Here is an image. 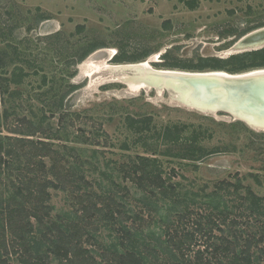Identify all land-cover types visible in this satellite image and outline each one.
<instances>
[{
	"label": "rangeland",
	"instance_id": "1",
	"mask_svg": "<svg viewBox=\"0 0 264 264\" xmlns=\"http://www.w3.org/2000/svg\"><path fill=\"white\" fill-rule=\"evenodd\" d=\"M263 27L264 0H0V48L8 41L21 52V61L6 62L3 70L7 78H11L16 66L26 74L20 84H7L9 92H19V96L0 94V113L5 107L11 110L17 106L19 118L38 121L44 116V124L58 130L62 137L53 141L61 167L67 169L76 161L82 171L78 174L85 176L84 182L93 185L97 194L103 192L102 186L112 187L113 179L122 182L128 193L126 196L118 193L117 200L125 197L133 212L141 208L137 199L140 190H134L131 181L117 178L121 176L118 169L129 164V170L137 155L163 160L164 174L171 176V183H178L181 193L202 188L209 192L219 181L232 184L239 181L241 196L248 186L258 196H264V138L258 136L264 132L250 129L227 113H200L180 105L166 90L133 91L103 69L106 63L117 64L114 59L119 54L134 56L149 51L152 53L148 57L159 53L157 62L151 64L156 69H169L164 65L176 61L196 68L175 70L199 72L191 70H197L205 62L215 64L217 60L227 61L232 56L264 48H236L244 36ZM94 43L105 47L76 63L79 60L76 54ZM5 50L6 54L15 52L12 48ZM113 50V58L108 60ZM200 70L210 72L211 68ZM44 92L50 93L38 96ZM53 93L55 98L51 97ZM62 95L61 110L51 113L53 102ZM129 116L149 120L137 133L129 127ZM15 118L10 117L7 126L16 124ZM235 122L241 125L233 128L231 124ZM166 126L178 129L181 143L177 145L196 137L203 147L221 148L220 152L199 162L181 163L159 155L158 152L171 146L161 141ZM0 131L3 136L12 135L6 127H0ZM40 136L29 139L39 140ZM84 140L87 142L80 143ZM70 147L74 150L65 149ZM171 152L176 153V147ZM105 173L111 177L102 176ZM254 174L260 176L261 186L256 184ZM49 192L50 218L54 220L69 212L66 221L74 220L72 216L78 211L69 206L72 196L52 188ZM192 211L199 212L196 207ZM153 223L147 222L145 230L153 228L160 232L158 228L162 225ZM95 228L105 247L112 242L110 234L113 233V239L118 234L108 232L96 219L88 229ZM5 239L10 246L16 244L9 231ZM84 248L98 250V256L92 254L97 260L105 254L108 258L104 246L84 244ZM51 257L49 254L48 258ZM11 263L18 264L15 258Z\"/></svg>",
	"mask_w": 264,
	"mask_h": 264
},
{
	"label": "trees",
	"instance_id": "2",
	"mask_svg": "<svg viewBox=\"0 0 264 264\" xmlns=\"http://www.w3.org/2000/svg\"><path fill=\"white\" fill-rule=\"evenodd\" d=\"M7 42L0 48V94L10 96L13 93L12 96L17 97L19 92H9L7 84H20L26 74L16 66L11 78H7L3 65L15 59L21 61V52ZM104 47L105 44H88L76 54L79 59L76 63ZM5 48H12L16 53L6 54ZM151 53L119 54L114 61L117 64L136 63ZM167 63L164 66L169 69L196 68L189 63ZM204 67L229 74L264 69V48L232 56L227 61L217 60L215 64L205 62L191 71L203 72L200 69ZM51 97L55 98L54 93ZM63 97L55 99L51 113L61 110ZM17 110V106L11 110L5 107L0 113V127H6L12 134H0V264H12L14 258L18 264H264V196H258L249 186L244 188L243 196L239 193L242 187L239 181L235 184L219 181L209 192L202 188L197 192L186 190L181 193L178 183H171V176L164 174L163 160L137 155L129 170V164L118 169L121 176L117 178L131 181L134 190H140L137 199L141 208L133 212L124 201L125 197L117 200L118 193L122 192V196L128 193V188L121 186L122 182L116 183L113 179L112 187H108L97 180V187H104L103 192L97 194L93 185L84 182L85 176L78 174L82 171L76 161L67 169L57 161L53 141L62 139L60 132L44 124V116L38 121H30L17 117ZM12 116H16L17 122L7 126V120ZM127 120L133 132L139 133L149 119L129 116ZM231 125L236 128L241 123ZM38 134L41 135L39 140L29 139ZM177 135V128H163L161 141L171 146L158 152L159 155L181 163L184 160L199 162L220 152L221 148L203 147L196 137L177 145L181 143ZM258 136L264 138V134ZM85 142L87 140L80 143ZM175 147L177 152L173 154L171 149ZM70 148L65 149L74 150ZM154 153L157 154L156 150ZM171 172L175 173L173 169ZM252 177L257 185L263 184L258 174ZM50 188L72 196L69 206L78 211L72 216L74 220L66 221L70 218L69 212L54 220L50 218ZM193 207L199 212H193ZM94 219L102 222L108 232L118 233L114 239L113 233L110 234L112 242L107 247L99 240L97 228L94 231L88 229ZM154 221L162 225L158 228L160 232L153 228L145 230L148 228L146 223ZM7 231L16 244L6 243ZM115 239L118 240L116 243L113 242ZM84 244L97 248L104 246L108 258L105 254L97 260L92 254L98 256V250L84 248ZM49 254L53 257L48 258Z\"/></svg>",
	"mask_w": 264,
	"mask_h": 264
},
{
	"label": "bare ground",
	"instance_id": "3",
	"mask_svg": "<svg viewBox=\"0 0 264 264\" xmlns=\"http://www.w3.org/2000/svg\"><path fill=\"white\" fill-rule=\"evenodd\" d=\"M109 53L110 56L108 60L113 58L112 55L114 54V50ZM158 57L159 53L151 55L148 57L149 59L147 58L136 63H106L103 69L104 71L106 70L109 76L113 79L122 82L133 91L153 89L157 92H163V90H166L170 92L171 98L180 105L191 109H194L195 107L196 109L204 108L206 111H202L203 113L207 112L206 114L211 113L212 115L223 107L224 111L227 110V112H231L234 119L237 121L243 122L248 127H254L256 130H264V115L252 112V109L249 108L246 103L247 99H245V92H240L242 88L250 87L251 81L257 82L258 80H264V78H262L264 76V69H256L240 74H229L224 71L190 72L175 69H156L151 64L157 62ZM100 68L102 69V67ZM127 70L131 71V74H128L126 72ZM184 76L208 77L216 79L217 83L216 85L207 88V97L206 99H203L199 98V95L197 96L195 93H190V91L186 89L187 85L182 79L185 78ZM251 76L257 78L252 80L246 79ZM236 82H243L245 85L240 89L239 84ZM230 90L238 96L233 97Z\"/></svg>",
	"mask_w": 264,
	"mask_h": 264
},
{
	"label": "water",
	"instance_id": "4",
	"mask_svg": "<svg viewBox=\"0 0 264 264\" xmlns=\"http://www.w3.org/2000/svg\"><path fill=\"white\" fill-rule=\"evenodd\" d=\"M264 46V27L263 28H259L256 29L254 31H252L251 33L247 34L246 36H244L237 44H236V48H239L241 50L243 49H258ZM106 71V70H105ZM128 74H131V71H126ZM106 73H108L106 71ZM185 78H182L184 80V83L187 85L186 89L188 91H190V93L192 92L193 94H197V96L199 95V98H203L206 99L207 97V88L216 85L217 80L216 79H212V78H208V77H187L184 76ZM257 77H249L246 79H255ZM264 78V76L262 77ZM249 80V81H251ZM224 81V80H221ZM237 84H239L240 89L243 85H245V83L243 82H236ZM234 85V84H233ZM155 89V88H154ZM238 89V90H240ZM240 92H245V99L246 103L248 105L249 108H251L252 112L254 113H261L262 115H264V80H258L256 81H251L250 82V87L246 88H242V90ZM170 93V92H169ZM230 93L233 97H236L238 95L234 94V92H232L230 90ZM194 107V106H193ZM196 109V107L194 108ZM197 111L203 113L202 111H206L204 108L202 109H196ZM207 113V112H204ZM229 113V111L227 112L224 111V108L221 107V109H219L216 113ZM211 114V113H209ZM230 116L232 115V113H229ZM259 115V114H258ZM232 117L234 118V116L232 115ZM236 120V119H235ZM241 122V121H240ZM246 123V122H245ZM247 124V123H246ZM250 129L256 130L254 127L249 126ZM262 130V129H260ZM258 130V131H260ZM261 132H264V130H262Z\"/></svg>",
	"mask_w": 264,
	"mask_h": 264
}]
</instances>
